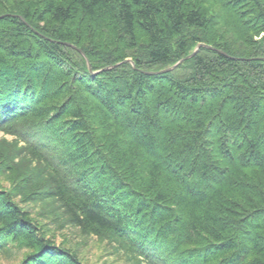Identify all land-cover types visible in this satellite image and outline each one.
Listing matches in <instances>:
<instances>
[{
    "label": "trees",
    "instance_id": "obj_1",
    "mask_svg": "<svg viewBox=\"0 0 264 264\" xmlns=\"http://www.w3.org/2000/svg\"><path fill=\"white\" fill-rule=\"evenodd\" d=\"M0 132L1 256L264 264V0H0Z\"/></svg>",
    "mask_w": 264,
    "mask_h": 264
},
{
    "label": "rangeland",
    "instance_id": "obj_2",
    "mask_svg": "<svg viewBox=\"0 0 264 264\" xmlns=\"http://www.w3.org/2000/svg\"><path fill=\"white\" fill-rule=\"evenodd\" d=\"M196 47L197 46L195 45L194 49ZM2 136L3 134L2 132H0V137ZM4 137H6L7 139L12 138L9 135H5ZM6 184L7 183L5 181H0V188H6ZM75 232L76 231L74 229H65L62 231L55 232L50 231L48 232V235L53 234V237L57 243L64 242L65 240L67 242V246L73 249L80 247V256L85 264H125L121 258H118L115 255H110L107 246L104 244L97 243L94 237L87 239V241H82V237L78 236ZM22 256L23 250H13L11 255L9 256L0 255V264H18Z\"/></svg>",
    "mask_w": 264,
    "mask_h": 264
},
{
    "label": "water",
    "instance_id": "obj_3",
    "mask_svg": "<svg viewBox=\"0 0 264 264\" xmlns=\"http://www.w3.org/2000/svg\"><path fill=\"white\" fill-rule=\"evenodd\" d=\"M199 45H203V46H204V44H202V43H200ZM195 54H196V51H193L191 54L186 55L184 58H182V59H181L179 62H177L174 66H172V67H170V68H166V69L160 70V71L149 72V73L158 74V73H164V72H167V71H169L170 69H172L173 67H175L176 65H178L179 63H181L182 61H184V60H186V59L192 57V56L195 55Z\"/></svg>",
    "mask_w": 264,
    "mask_h": 264
},
{
    "label": "bare ground",
    "instance_id": "obj_4",
    "mask_svg": "<svg viewBox=\"0 0 264 264\" xmlns=\"http://www.w3.org/2000/svg\"><path fill=\"white\" fill-rule=\"evenodd\" d=\"M199 46H200V45H198V46L194 49V51H196L197 48H198ZM180 60H181V59H180ZM180 60H179V61H180ZM179 61H178V62H179ZM176 63H177V62H176ZM176 63H175V64H176ZM175 64H174V65H175ZM174 65H172V66H174ZM172 66H171V67H172ZM169 68H170V67H169ZM173 68H174V67H173ZM165 69H166V68H165ZM153 72H155V71H153ZM13 136H14V135H13Z\"/></svg>",
    "mask_w": 264,
    "mask_h": 264
}]
</instances>
